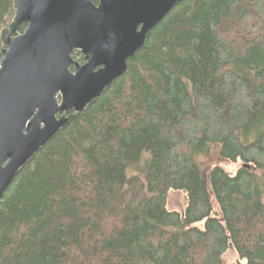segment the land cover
Wrapping results in <instances>:
<instances>
[{"label": "trees", "instance_id": "16d2710c", "mask_svg": "<svg viewBox=\"0 0 264 264\" xmlns=\"http://www.w3.org/2000/svg\"><path fill=\"white\" fill-rule=\"evenodd\" d=\"M70 113L0 199V264H264V0L177 2Z\"/></svg>", "mask_w": 264, "mask_h": 264}, {"label": "water", "instance_id": "95a60500", "mask_svg": "<svg viewBox=\"0 0 264 264\" xmlns=\"http://www.w3.org/2000/svg\"><path fill=\"white\" fill-rule=\"evenodd\" d=\"M179 1L14 0V17L1 31L0 199L70 112L84 110L127 70Z\"/></svg>", "mask_w": 264, "mask_h": 264}, {"label": "rangeland", "instance_id": "374dc122", "mask_svg": "<svg viewBox=\"0 0 264 264\" xmlns=\"http://www.w3.org/2000/svg\"><path fill=\"white\" fill-rule=\"evenodd\" d=\"M219 149V148H218ZM197 164L202 172V174L209 180L210 178V168L219 165L223 167L228 173L235 174L239 168L243 167L244 163L242 161L231 162L223 160L219 157L217 153H214L212 157H197ZM188 204V196L185 191H171L169 194L168 208L171 210H177L183 212ZM227 259L232 262L240 261L237 253L231 247L227 253Z\"/></svg>", "mask_w": 264, "mask_h": 264}, {"label": "flooded vegetation", "instance_id": "af4514ba", "mask_svg": "<svg viewBox=\"0 0 264 264\" xmlns=\"http://www.w3.org/2000/svg\"><path fill=\"white\" fill-rule=\"evenodd\" d=\"M26 25V24H25ZM75 52H80L79 50H77V51H75ZM74 52V53H75ZM76 60L80 63V64H83L84 63V57H83V55H82V53L80 52V56H78L77 58H76ZM73 70H75V68L73 67Z\"/></svg>", "mask_w": 264, "mask_h": 264}]
</instances>
